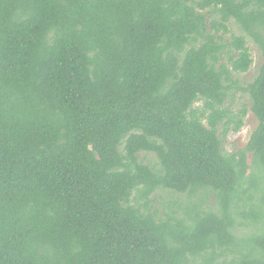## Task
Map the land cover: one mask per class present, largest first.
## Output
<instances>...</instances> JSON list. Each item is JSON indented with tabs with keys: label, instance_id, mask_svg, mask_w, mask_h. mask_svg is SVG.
<instances>
[{
	"label": "trees",
	"instance_id": "16d2710c",
	"mask_svg": "<svg viewBox=\"0 0 264 264\" xmlns=\"http://www.w3.org/2000/svg\"><path fill=\"white\" fill-rule=\"evenodd\" d=\"M0 264H264V0H0Z\"/></svg>",
	"mask_w": 264,
	"mask_h": 264
},
{
	"label": "rangeland",
	"instance_id": "374dc122",
	"mask_svg": "<svg viewBox=\"0 0 264 264\" xmlns=\"http://www.w3.org/2000/svg\"><path fill=\"white\" fill-rule=\"evenodd\" d=\"M230 27V33H228L225 38H228L229 34L234 35H241L244 34L239 26L231 20L229 23ZM246 44L250 50L251 56H252V65L250 66L249 70L242 73L234 74V79L236 80L234 91H232V95H229L227 99V104H231V108L233 110L238 109L243 104L248 105L249 104V97L245 90L246 85L251 82L254 77L257 75L258 70L260 68L262 59L260 51L257 47V45L253 42V40L246 36ZM202 102H197L195 106H201ZM257 126V120L252 114V112L248 109L247 114L244 119V125L243 127L237 132V133H230L225 142H224V148L226 151H234L242 149L248 139L252 131ZM139 159L144 163H149L151 165L156 166L158 164L157 158L154 155V153L147 152V153H140ZM251 161V154H247V162L250 163ZM249 172V171H248ZM211 197V195H210ZM152 202H151V209L157 210L159 213L168 211L169 206L175 207L180 206L181 208H184L190 201L193 200V197L188 195L187 193H175L167 190H158L156 193H154L152 196ZM250 232V229L248 227H240L238 229L239 234H248Z\"/></svg>",
	"mask_w": 264,
	"mask_h": 264
}]
</instances>
